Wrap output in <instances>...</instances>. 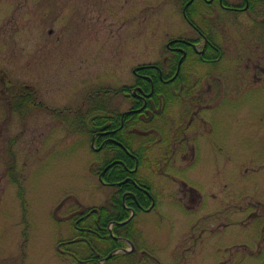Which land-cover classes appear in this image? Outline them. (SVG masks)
<instances>
[{
    "label": "rangeland",
    "instance_id": "1",
    "mask_svg": "<svg viewBox=\"0 0 264 264\" xmlns=\"http://www.w3.org/2000/svg\"><path fill=\"white\" fill-rule=\"evenodd\" d=\"M208 11L197 16L200 30L182 0H0V264L91 255L69 242L73 220L113 187L96 173L102 155L80 119L85 101L134 84V68L168 56L170 39L197 38L201 50L202 32L221 56L184 65L201 86L181 125L194 116L187 136L196 152L149 143L141 172L155 207L135 217V256L111 263L264 264V10ZM171 110L179 127L183 108Z\"/></svg>",
    "mask_w": 264,
    "mask_h": 264
},
{
    "label": "flooded vegetation",
    "instance_id": "2",
    "mask_svg": "<svg viewBox=\"0 0 264 264\" xmlns=\"http://www.w3.org/2000/svg\"><path fill=\"white\" fill-rule=\"evenodd\" d=\"M182 3L185 18L193 27L200 30L197 16L205 19L208 13L212 14L213 11H208L210 9L221 7L235 13L249 12L254 15H260L264 10V0H182ZM207 6H210V9ZM205 35L204 32L200 35L204 38L201 50L197 47L200 43L197 38L170 39L167 44L170 52L168 56H165L163 60L134 68L136 76L134 84L103 91L104 95L100 92L91 94L85 101L90 106H97L98 103L104 102V110L95 111H104L105 114L91 118L87 123V130L91 134L92 149L102 155V164L97 168L96 173L104 185L113 187L104 205L109 208L115 196L121 197L125 207L124 213L127 214L124 220L130 218L129 221L132 222L137 214L146 208L142 203L150 200L151 204L155 199L152 188L146 183L144 172H141V168L147 162L146 154L150 152L149 143L158 144L161 150L159 151L162 153L196 152L192 138L187 136V130L194 116H191L185 127L181 125L186 117L190 118L189 115L193 113V105L197 104L201 86L193 88L190 84L192 70L184 68V65L188 58L195 59L197 54L205 62L219 58L214 57L215 51L219 50L218 46ZM206 54L211 57H207ZM150 66L157 71V77L144 71V67ZM28 92L23 93L26 99ZM193 92H197L196 97L192 96ZM119 96L123 102H129L130 105L126 109H122V101L115 100ZM190 99H194L195 103L188 102ZM23 103H27V100L20 102L19 106ZM174 106L183 108L179 120L184 119L179 123V127L176 126L177 118L172 117L171 109ZM98 117H103L104 122L97 123ZM134 144H138L137 147H134ZM119 172L123 175L122 178H119ZM181 180L187 184L186 180ZM129 199L131 204H128ZM104 205L94 206L86 212L83 210L73 220V226L79 233V238L89 242L93 250V255L81 260V264H99L101 261V256L89 237L99 239L104 235L105 226L100 224L101 207ZM110 223L111 221L107 224V228ZM125 227L124 229H127ZM128 230L131 229L128 228ZM95 245L99 244L95 243Z\"/></svg>",
    "mask_w": 264,
    "mask_h": 264
},
{
    "label": "trees",
    "instance_id": "3",
    "mask_svg": "<svg viewBox=\"0 0 264 264\" xmlns=\"http://www.w3.org/2000/svg\"><path fill=\"white\" fill-rule=\"evenodd\" d=\"M209 40H210V38H209ZM219 54H220V52L217 51L215 53L214 57H217ZM206 56L207 57H211V55H208V54H206ZM144 71L147 72V73H149V74H154V76L157 77V71L154 70V69H152L151 66L150 67H144ZM20 101H25V98H21ZM100 105H103V104H100ZM103 108H105L104 105L102 107L99 106V105L98 106L91 105L90 108L88 110H86V111L87 112L88 111L89 112H93L95 110H100V109L104 110ZM84 116H85L84 113H82V115L80 116V119H81L82 124L84 126H86L85 119H84L85 117ZM104 120L105 119L103 117L96 118V122L99 123V124L102 123V122H104ZM122 176L123 175L119 172V178H122ZM147 185L150 187V185H149L148 182H147ZM128 204H131L130 203V199H129ZM149 204H150V200L148 202H143L142 203V205L145 206V207L149 206ZM110 206L111 207H109V208H107L106 205H104L103 207H101V209H102V218H101L100 224H103V226H105V232H104V235L103 236H100L99 237V239L101 240V242H102L103 245H107V248H106L107 250L105 251V253H103L105 255L108 254V252L114 250L115 248H118L120 246H123V244H124V242H122L121 240H118L115 236H113L111 234L109 228H107V224L110 221H112V219L121 221V220H124L126 218V216H127V214L124 213L125 212V207H124V205L122 203L121 197L115 196L112 199V203H111ZM121 227L123 228L124 226L116 225L114 227V230H115V233L116 234H120L119 233V229ZM126 228L128 229V227H126ZM125 235H126V237L131 238V231L130 230L126 231L125 232ZM98 254L100 255V254H102V252L99 251ZM135 254H136L135 252H130L128 254H117V255H114V256H112L110 258L109 264H113V263H111L112 261L113 262L117 261L118 260V257H121L120 255L125 256V257H128L131 260L135 256ZM78 258L79 259L76 260L77 264H81L80 261L83 260V259H86V258H82V257H79V256H78ZM132 262H133V264H138L139 263L138 260H136V261L134 260Z\"/></svg>",
    "mask_w": 264,
    "mask_h": 264
},
{
    "label": "water",
    "instance_id": "4",
    "mask_svg": "<svg viewBox=\"0 0 264 264\" xmlns=\"http://www.w3.org/2000/svg\"><path fill=\"white\" fill-rule=\"evenodd\" d=\"M102 114H103V113L96 112V113L92 114V115L88 118V120H89L91 117H94V116H97V115H102ZM125 251H128V250L125 249ZM113 253H114V252H111L109 255H107V256L105 257V259H107L108 257H110Z\"/></svg>",
    "mask_w": 264,
    "mask_h": 264
}]
</instances>
